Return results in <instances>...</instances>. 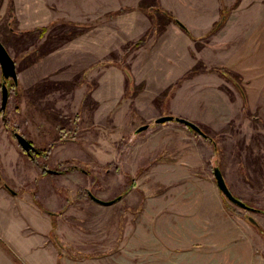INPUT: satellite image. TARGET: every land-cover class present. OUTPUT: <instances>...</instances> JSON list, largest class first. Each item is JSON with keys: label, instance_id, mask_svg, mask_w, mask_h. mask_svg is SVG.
Here are the masks:
<instances>
[{"label": "rangeland", "instance_id": "1", "mask_svg": "<svg viewBox=\"0 0 264 264\" xmlns=\"http://www.w3.org/2000/svg\"><path fill=\"white\" fill-rule=\"evenodd\" d=\"M140 1L0 0L18 76L0 112V237L24 264H264V118L224 68L264 0ZM163 10L186 31L158 33ZM167 114L206 136L154 122ZM215 166L255 210L225 198ZM0 264H14L1 249Z\"/></svg>", "mask_w": 264, "mask_h": 264}, {"label": "crops", "instance_id": "2", "mask_svg": "<svg viewBox=\"0 0 264 264\" xmlns=\"http://www.w3.org/2000/svg\"><path fill=\"white\" fill-rule=\"evenodd\" d=\"M246 5L248 6H245V8L254 7L250 2H247ZM236 11L239 10L237 9ZM258 14L254 17L255 20L252 23L250 21L246 34L239 41H236L237 43H235L231 51L225 52L224 66L242 76L245 82L243 86L249 95V106L254 108V110L261 111L262 118H264V101L261 100L264 90V14L262 12ZM219 54H222V52H219ZM262 156V154L258 153L256 158L260 159ZM260 168L257 169L259 170ZM257 212L264 214V210L261 209H258ZM1 216L0 209V234H2L3 219ZM0 238H2V235ZM5 242L11 249L14 248L12 244V247L10 246L11 237L10 241ZM15 243L17 244V242ZM30 243L31 241L23 242L22 246L28 248Z\"/></svg>", "mask_w": 264, "mask_h": 264}, {"label": "water", "instance_id": "3", "mask_svg": "<svg viewBox=\"0 0 264 264\" xmlns=\"http://www.w3.org/2000/svg\"><path fill=\"white\" fill-rule=\"evenodd\" d=\"M0 68H1V84H0V89H1V102H0V110L4 111L6 109V105L8 102V97H9V92H8V87H7V80L11 79L13 84L18 83V76H17V69H16V63L14 59L11 57L9 54L8 50L0 40ZM175 120L179 123L184 124L185 126L191 128L193 131L196 133L200 134L201 136H206V134L203 132V130L200 128L199 125H197L195 122L192 120L181 117V116H176L172 114H167V115H161L157 118H155L154 122L155 123H163L167 121H172ZM149 124H143L139 127L136 128L135 132H140L142 130H145L148 128ZM19 146L21 147L22 150H24L26 153L31 154L32 152L36 151V148L34 144L29 141L24 135L21 133L14 131L13 132ZM213 171V176L215 183L218 187V189L222 192V194L233 204H236L244 209H250V210H255L254 208L250 207L249 205L245 204L241 199L237 198L230 190L221 170L219 167L215 166L212 168ZM46 172L48 173H56L58 171L52 170L47 168ZM87 194L92 199L93 201L102 204V205H110L113 204L114 202L118 201L121 199V195L112 198L110 200H104L96 195L92 194L89 190H87ZM258 210V209H257ZM250 221H253V218L249 217Z\"/></svg>", "mask_w": 264, "mask_h": 264}, {"label": "trees", "instance_id": "4", "mask_svg": "<svg viewBox=\"0 0 264 264\" xmlns=\"http://www.w3.org/2000/svg\"><path fill=\"white\" fill-rule=\"evenodd\" d=\"M158 1V0H157ZM238 2H240L239 0H236L235 1V3H234V7H236L237 6V4H238ZM150 2H149V0H142V1H140V6H143V8H141L142 10L144 9V11H146V8L147 7H150L149 5H147V4H149ZM156 6V1H155V4H152L151 3V6ZM148 9V8H147ZM157 10H160L159 8H158V2H157ZM8 11L11 13L12 12V7H9L8 8ZM226 15H228V12H226V11H224L223 12V9L221 10V16H220V19L214 24V26H213V28L211 29V34L212 33H214V32H216L217 30H219V28H221L223 25H224V23H225V21H226ZM160 16L162 17V18H164V20L163 21H160V23H158L157 24V31H158V33H163L164 32V30H165V26L168 24V23H170V22H175L176 24H178V26H180V28L183 30V31H186V26L184 25V24H182L178 19H173V17L171 18L169 15H168V13L167 12H165L164 10L163 11H161V13H160ZM152 19H153V17H152ZM54 23L55 22H53V24L52 25H54ZM51 25V26H52ZM50 26V27H51ZM47 27H49V26H43V27H37V28H33L32 30H29V31H31L32 33H36L38 36H43L46 32H47V30H48V28ZM82 32V29L81 30H75V31H73V32H71V34H67L66 35V39L67 40H70V39H72L73 37H75V36H77V35H79L80 33ZM144 43V38H141L139 41H137L136 42V44L133 46V47H137V46H140V45H142ZM224 68L225 69H227V71L229 72V73H231L233 76H234V78L237 80V82H236V85H237V87H238V89L240 90V92L242 93V95H243V97L244 98H246V91H245V89H244V87L240 84V82H239V77H238V74L236 73V72H234V71H232V70H229L227 67H225L224 66ZM0 112H1V110H0ZM37 150V149H36ZM24 151V150H23ZM38 151V150H37ZM25 152V151H24ZM39 152V151H38ZM26 153V152H25ZM33 153L34 152H32L31 154H29V153H26V154H28L30 157L33 155ZM218 167V166H217ZM219 169H220V167H219ZM221 170V169H220ZM45 172H46V169H45ZM7 188H8V186H7V184H4ZM226 198V197H225ZM227 199V198H226ZM228 200V199H227ZM245 204H247V205H249L248 203H246L245 202ZM0 249L6 254V255H8V257L11 259V261L14 263V264H24L22 261H21V259L18 257V256H16L15 254H14V252H13V250L9 247V245L2 239V238H0Z\"/></svg>", "mask_w": 264, "mask_h": 264}, {"label": "flooded vegetation", "instance_id": "5", "mask_svg": "<svg viewBox=\"0 0 264 264\" xmlns=\"http://www.w3.org/2000/svg\"><path fill=\"white\" fill-rule=\"evenodd\" d=\"M35 152H38L37 150Z\"/></svg>", "mask_w": 264, "mask_h": 264}]
</instances>
